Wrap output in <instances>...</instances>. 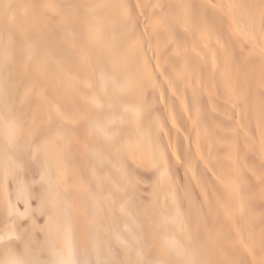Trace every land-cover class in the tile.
<instances>
[{"label":"bare ground","instance_id":"obj_1","mask_svg":"<svg viewBox=\"0 0 264 264\" xmlns=\"http://www.w3.org/2000/svg\"><path fill=\"white\" fill-rule=\"evenodd\" d=\"M0 264H264V0H0Z\"/></svg>","mask_w":264,"mask_h":264}]
</instances>
